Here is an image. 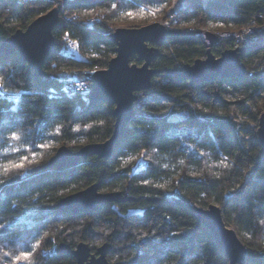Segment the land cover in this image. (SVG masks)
<instances>
[{
  "label": "trees",
  "instance_id": "1",
  "mask_svg": "<svg viewBox=\"0 0 264 264\" xmlns=\"http://www.w3.org/2000/svg\"><path fill=\"white\" fill-rule=\"evenodd\" d=\"M61 1L55 47L41 77L18 53L0 52V264H76L57 249L64 243L75 250L83 242L92 253L111 245L108 260L117 263L230 264L197 218L196 207L212 204L246 246L245 264H264V155L258 140L264 0H186L173 23L177 30L153 64L161 73L151 90L137 94L135 115L112 158L92 157L57 170L46 167L61 146L77 151L103 143L115 124L113 103L89 99L92 73L85 74L86 91L71 89L78 80L59 75L106 69L116 55L115 30L166 19L173 4ZM52 9L46 0H0V45ZM250 27L249 47L231 38H217L211 47L216 57L241 48L246 77L193 86L175 75L206 57L208 33L242 34ZM133 63L141 64L136 57ZM94 184L133 199L89 215L58 209L62 198ZM25 252L32 254L28 260L15 259Z\"/></svg>",
  "mask_w": 264,
  "mask_h": 264
},
{
  "label": "water",
  "instance_id": "2",
  "mask_svg": "<svg viewBox=\"0 0 264 264\" xmlns=\"http://www.w3.org/2000/svg\"><path fill=\"white\" fill-rule=\"evenodd\" d=\"M60 11L53 8L45 15L33 21L25 30H18L0 45L4 55L18 53L21 61L28 64L35 77L43 75V67L55 47L53 32L59 24ZM175 31L167 29L159 22L150 23L139 28H118L111 35L116 44V55L106 69L98 70L91 76L89 99L93 102H108L115 105L114 131L112 136L103 143L87 144L77 151L61 146L49 161L46 169L64 170L92 158L109 160L112 158L118 140L123 136L127 125L132 121L135 112L134 104L138 101L137 94L152 89L153 79L161 73L153 67L161 48L169 35ZM208 50L204 59L196 60L179 68L175 75L195 86L210 83L217 78H244L247 68L242 63L241 48L224 51L216 57L211 50L217 41L213 33L206 35ZM136 57L140 65L133 63ZM258 140L264 155V114L258 127ZM133 198L123 195L120 191L101 192L98 184L85 190L68 195L60 200L57 207L63 213L73 215H89L106 204H123ZM198 220L210 231L215 241L226 253L230 264H245L248 251L236 231L225 221L222 209L217 205L207 208L196 207ZM111 245L104 244L92 253L90 246L80 243L75 250L66 244H60L57 252L73 256L76 264H134L110 263L108 254Z\"/></svg>",
  "mask_w": 264,
  "mask_h": 264
},
{
  "label": "rangeland",
  "instance_id": "3",
  "mask_svg": "<svg viewBox=\"0 0 264 264\" xmlns=\"http://www.w3.org/2000/svg\"><path fill=\"white\" fill-rule=\"evenodd\" d=\"M53 8H57V7H54V6H52ZM185 7V5H183V2L181 1V0H173V4L171 5V7L168 9V11H167V17H166V19H164V18H162V19H160V20H155V21H153L152 23H154V22H159V23H161L162 25H164L167 29H169V30H177L176 28H174L173 26H174V22H175V20L177 19V17L179 16V12H180V10L182 9V8H184ZM245 30H252V28L250 27V28H246ZM244 30V31H245ZM243 31V32H244ZM253 31V30H252ZM115 32V31H114ZM113 32V33H114ZM112 33V34H113ZM213 34H215L216 36H217V38H222V36H233V35H235V36H238V37H240V35L242 36V34H238V33H226V32H222V31H219V32H213ZM221 35V36H220ZM76 50V49H75ZM89 73H92V74H94V72H92V71H88V72H86V71H84V72H78V71H71V70H69V71H63L60 75H59V77L61 78V79H63V80H66V81H73V82H77L76 80H78V82L77 83H73L71 86H76V85H83L84 86V90L86 91V89L88 88V84L87 83H85L83 80H84V77H85V74H89ZM82 79H81V78ZM82 80V81H81ZM82 82V83H81ZM82 91V90H81ZM90 91H91V89H90ZM89 91V92H90ZM244 123V118L242 117L241 118V120H240V124H243ZM109 262L110 263H117V262H113V261H110L109 260ZM122 263H125V262H122Z\"/></svg>",
  "mask_w": 264,
  "mask_h": 264
},
{
  "label": "built area",
  "instance_id": "4",
  "mask_svg": "<svg viewBox=\"0 0 264 264\" xmlns=\"http://www.w3.org/2000/svg\"><path fill=\"white\" fill-rule=\"evenodd\" d=\"M23 2L28 1V0H22ZM47 2H49L51 4V6L54 7H61L62 6V1L61 0H46ZM183 2V5H187V1L186 0H181ZM207 1V0H204ZM262 30V29H261ZM264 32V30H263ZM253 31L252 30H245L242 34V36L240 35V37L238 36H222V38H235L237 40V44H240L244 47H249L252 43V37H253ZM221 36V35H220ZM221 38V37H220ZM239 48V47H238ZM71 89L76 90V91H81L84 90V86L83 85H76V86H71Z\"/></svg>",
  "mask_w": 264,
  "mask_h": 264
},
{
  "label": "snow or ice",
  "instance_id": "5",
  "mask_svg": "<svg viewBox=\"0 0 264 264\" xmlns=\"http://www.w3.org/2000/svg\"><path fill=\"white\" fill-rule=\"evenodd\" d=\"M113 7H115V5H113ZM129 15H131V14H129ZM0 79H2V78H0ZM0 87H2V85H0ZM12 138L13 139H20V137L16 133H13ZM23 159L27 160L28 158L24 157ZM19 166L22 167V164ZM13 167H17V165H13ZM0 227H2V225H0ZM33 247H36V245H33ZM31 255H32L31 252H25V253H21L19 256L15 257V259L16 260H20V259L28 260L31 257Z\"/></svg>",
  "mask_w": 264,
  "mask_h": 264
},
{
  "label": "bare ground",
  "instance_id": "6",
  "mask_svg": "<svg viewBox=\"0 0 264 264\" xmlns=\"http://www.w3.org/2000/svg\"><path fill=\"white\" fill-rule=\"evenodd\" d=\"M221 39H226V38H221ZM231 39L236 40L235 38H231ZM236 41H237V40H236Z\"/></svg>",
  "mask_w": 264,
  "mask_h": 264
}]
</instances>
